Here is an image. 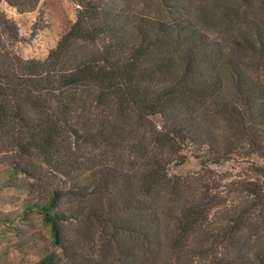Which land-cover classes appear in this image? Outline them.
I'll list each match as a JSON object with an SVG mask.
<instances>
[{"label": "trees", "instance_id": "1", "mask_svg": "<svg viewBox=\"0 0 264 264\" xmlns=\"http://www.w3.org/2000/svg\"><path fill=\"white\" fill-rule=\"evenodd\" d=\"M5 1L27 11L39 0ZM78 5L75 22L43 62L22 61L4 46L0 49V131L18 122L21 148L35 152L43 164L51 165L64 158L62 152L67 148L62 141L64 134L71 135L74 141L82 133L86 143L126 146L121 135L107 131L110 122L100 126L96 136L91 134L92 122L82 123V128L71 125L73 115L83 112L84 99H90L95 109L110 112L108 117L114 123L120 119L128 124L132 117L136 129L128 134L131 141L132 134L149 117L159 115L164 120L161 129L148 131L147 138L142 136L130 146L143 168L137 193L141 199L137 196L135 204L130 202V219L118 217L116 221L111 215L99 218L105 229L101 252L113 247L119 236L136 242L137 264H191L188 260L191 257L208 260L207 264H264V249L255 252L252 258L241 256L220 263L209 257L216 243L213 239L205 245L208 239L202 224L212 201L203 199L177 211H151L142 199L153 197V193L163 188H168L169 201L179 196L175 189L178 184H171L168 168L177 153L189 145L207 146L213 154L212 162L219 164L236 153L239 155L241 144L246 143L253 148L251 153L264 161V139L258 142L256 139L260 137L255 136L257 126L264 136V90L252 84L248 74L254 61L264 62V38L258 28L234 29L223 42H213L207 31L213 23L222 21L220 27L223 33H228L225 25L232 26L234 18L239 17L234 11H222L216 20L202 16L198 23L188 17L168 23L137 21L130 31L125 30L121 14L93 2ZM0 27L10 39L17 33L15 25L1 12ZM101 40L100 48H93ZM90 45L92 48H87ZM208 108L234 124L230 128V142L221 140L220 148L212 135L195 124L196 114L203 109L209 113ZM110 131L115 132L114 128ZM259 170L264 177V166ZM248 186L246 192L259 202V211H263L264 190L255 183ZM61 196L62 193L52 190L36 205L50 228L55 246L63 244L60 224L66 220L55 212ZM170 218L174 232L168 250L175 255L173 262L158 253L161 224L166 223L162 220ZM199 236L204 239L191 249L192 239ZM219 238L227 241L229 235L224 232ZM122 250L115 247L113 254L124 256ZM37 264H60V260L50 254Z\"/></svg>", "mask_w": 264, "mask_h": 264}, {"label": "rangeland", "instance_id": "2", "mask_svg": "<svg viewBox=\"0 0 264 264\" xmlns=\"http://www.w3.org/2000/svg\"><path fill=\"white\" fill-rule=\"evenodd\" d=\"M88 2L121 14L125 30L130 31L137 21L168 23L175 18L188 17L198 23L202 16L216 20L222 11L232 10L236 17L239 16L234 18L236 22L232 26L225 25L226 34L220 27L224 22L218 21L219 26L217 22L213 23L207 31L211 41L223 42L234 29L247 30L253 26L264 38V0H39L27 11L0 0V12L17 31L10 39L0 27V49L4 46L3 49L22 61L43 62L75 22L80 10L78 4ZM101 44L102 40L93 48L99 49ZM254 62L253 70L248 73L252 77L250 82L264 90V62ZM84 100L83 112L73 115L71 125L82 128V123L92 122L91 134L96 136L100 126L110 122L107 131L121 135L125 147L93 141L86 143L82 133L74 141L71 135L64 134L62 141L67 146L61 151L64 158L59 164L46 165L35 152L21 148L18 122L12 127L8 125L6 131H0V264H37L50 254L59 258L60 264H137L136 242L131 239L118 236L113 247L101 252L105 229L99 218L111 215L112 219H130L132 216L129 204L136 202L143 168L130 146L142 136L147 138L148 131H159L164 120L159 115L149 117L132 134L134 140L131 141L128 134L136 129L132 117L128 124L120 119L114 123L108 117L110 112L95 109L90 99ZM202 112L196 114L195 124L217 140V148L222 147L220 141L223 139L230 142L233 122L224 121L210 110L209 113L204 109ZM113 128L116 133L110 131ZM255 136L260 137L256 139L258 142L264 139L258 126ZM240 147L239 155L236 153L227 162L219 164L212 162L213 154L207 146L185 147L168 168L171 184H178L175 189L179 196L169 201L168 188H163L153 193V197H142L151 211H177L196 201H212L202 231L207 234L205 245L215 239L216 247L209 257L218 263L241 256L252 258L255 252L264 249V205L263 211H259V202L246 192L249 183L258 184L264 190V177L259 170L264 161L251 153L253 148L246 143ZM52 190L62 193L55 209L66 218L60 224L61 246L52 244L50 228L43 222L42 212L36 206ZM122 203L127 206L123 208ZM171 220H162L166 223L161 224L158 253L173 262L175 255L168 250L174 232ZM224 232L229 235L227 241L219 238ZM203 239L201 236L192 239L190 248L199 245L198 241ZM115 247L123 248L125 255H114ZM188 260L191 264H207L208 261L197 257Z\"/></svg>", "mask_w": 264, "mask_h": 264}]
</instances>
